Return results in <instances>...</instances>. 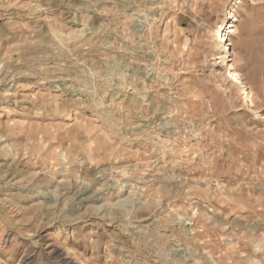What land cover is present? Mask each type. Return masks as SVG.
I'll return each mask as SVG.
<instances>
[{"label":"clouds","instance_id":"clouds-1","mask_svg":"<svg viewBox=\"0 0 264 264\" xmlns=\"http://www.w3.org/2000/svg\"><path fill=\"white\" fill-rule=\"evenodd\" d=\"M46 228L64 264H264V0H0V235Z\"/></svg>","mask_w":264,"mask_h":264},{"label":"rangeland","instance_id":"rangeland-1","mask_svg":"<svg viewBox=\"0 0 264 264\" xmlns=\"http://www.w3.org/2000/svg\"><path fill=\"white\" fill-rule=\"evenodd\" d=\"M7 118L6 115L3 117ZM64 244L69 248L74 246L70 236L65 239L63 234L51 228L24 236L8 230L0 235V264H64Z\"/></svg>","mask_w":264,"mask_h":264}]
</instances>
